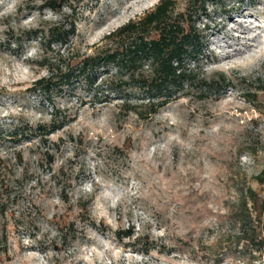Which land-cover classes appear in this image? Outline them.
<instances>
[{"label":"rangeland","instance_id":"1","mask_svg":"<svg viewBox=\"0 0 264 264\" xmlns=\"http://www.w3.org/2000/svg\"><path fill=\"white\" fill-rule=\"evenodd\" d=\"M52 1L0 0V264H264V0L193 18L197 81L153 114L113 64L60 79L161 0Z\"/></svg>","mask_w":264,"mask_h":264},{"label":"trees","instance_id":"2","mask_svg":"<svg viewBox=\"0 0 264 264\" xmlns=\"http://www.w3.org/2000/svg\"><path fill=\"white\" fill-rule=\"evenodd\" d=\"M62 1H52L49 7L55 9ZM220 2L221 0H191L187 13L174 17L173 0H161L156 8L141 20L129 23L110 35L111 39H119L121 46L118 50L88 58L79 66L68 67L60 80L62 83L72 84L82 78L96 76L95 68L101 63L104 66L113 64L119 70L126 69L130 72L134 87L143 91L150 99L166 97L162 102L146 105L150 113H156L167 104L174 92L181 91L186 85L197 81L196 77H193V70L188 68V62L200 57L204 42L195 28L193 18L206 12L209 6L217 7ZM153 32H156V38L150 36ZM70 33H75L73 26ZM65 36L66 34L54 30L50 34V41H62ZM145 66L150 68V76L135 78L136 73ZM43 84L44 81L39 80L34 87L42 88ZM262 177L264 171L257 179L262 181ZM262 244L264 245V241Z\"/></svg>","mask_w":264,"mask_h":264},{"label":"bare ground","instance_id":"3","mask_svg":"<svg viewBox=\"0 0 264 264\" xmlns=\"http://www.w3.org/2000/svg\"><path fill=\"white\" fill-rule=\"evenodd\" d=\"M224 56L227 57V58H231L232 57V53L229 52V51H225L224 52Z\"/></svg>","mask_w":264,"mask_h":264}]
</instances>
